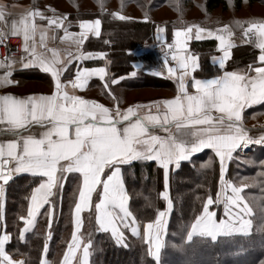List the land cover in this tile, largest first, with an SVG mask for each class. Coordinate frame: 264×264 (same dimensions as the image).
Here are the masks:
<instances>
[{
	"label": "snow or ice",
	"instance_id": "1",
	"mask_svg": "<svg viewBox=\"0 0 264 264\" xmlns=\"http://www.w3.org/2000/svg\"><path fill=\"white\" fill-rule=\"evenodd\" d=\"M100 7L104 10L103 0ZM48 8L51 15L32 7L16 16L6 14L5 6L0 4V45L6 48V54L0 58V85L18 83L10 79L17 64L22 68L39 67L52 81L48 94H0V132L13 137L0 141V221L4 220L9 181L21 173L39 177V183L25 197L26 212L17 217L22 224L19 239L26 241V233L34 230L44 210L47 231L39 264H49L46 253L57 209L54 201L62 193L68 175L78 174L70 213L72 231L59 264H90L94 242L90 234L85 239L81 231L82 213L86 211L90 219L94 214L97 232L108 233L117 245L124 247H128L125 233L130 232L142 240L148 255L159 264L167 214L173 207L168 192L170 166L179 167L194 153L211 149L220 161V187L215 197L209 193L202 200L201 210L186 226L185 240L191 242L200 237L217 241L221 236L250 235L254 210L243 195L249 184L246 179L239 184L226 179L225 162L238 149L253 143L264 145V131L255 137L250 135L242 115L246 108L264 102V18L235 20L217 28L181 22V26L173 28L171 42L164 35L166 28L157 25L155 35L162 45V62L152 72L172 79L175 95L121 108L120 98L111 86L125 77L109 78L106 65L89 68L78 63L73 78L62 79L73 61L105 57L104 52L83 50L90 34L100 36L101 20H79L80 31L72 32L68 14ZM122 8L123 4L112 15L121 20L131 19L122 14ZM143 19L149 20L147 13ZM235 28L241 29V42L253 44L259 54L244 68L226 70L235 46ZM61 31L63 35H58ZM11 37L21 40L18 59L7 47ZM206 38L217 42L216 51L220 54L210 57L216 73L197 77V70L203 71L200 54L190 49L189 42ZM57 39L67 47H50L49 42ZM128 51L130 54L131 50ZM93 77L103 82L111 106L76 94ZM34 128L39 131L34 132ZM133 161H155L163 170L164 190L159 196L167 202V208L157 210L155 219L143 224L142 233L130 209V195L122 173L123 166ZM210 163L211 158L202 167ZM259 165L264 169V160ZM257 176L261 180L253 178L254 183L264 182V170ZM220 204L224 214L218 218L212 206ZM258 208L264 218V202ZM0 227L4 228L0 231V264H28L26 258L14 259L6 251L11 233L6 231V224Z\"/></svg>",
	"mask_w": 264,
	"mask_h": 264
},
{
	"label": "trees",
	"instance_id": "2",
	"mask_svg": "<svg viewBox=\"0 0 264 264\" xmlns=\"http://www.w3.org/2000/svg\"><path fill=\"white\" fill-rule=\"evenodd\" d=\"M5 1L29 4L38 8L51 5L74 18L98 17L101 20V34L98 37H89L83 49H94L106 54L105 57L109 60L107 68L111 73L110 78L126 75L132 70L131 61L136 58L131 52L129 54L128 50L132 51L142 42H153L155 25L150 20L120 21L110 15L111 11L119 9L118 6H113L116 0H103L104 10L100 7V0ZM244 1L251 6L256 3L264 6V0H233L231 4L233 10H239ZM123 2L128 6L133 5L139 13L144 14H148L157 5L171 7V13L162 16L160 14L158 17L166 21L168 32L172 25H180L181 22L199 21L208 24L206 20L212 19L214 22L209 25L221 23L219 19L229 8L227 0H123ZM235 30L240 29L235 28ZM214 45V40L191 42V49L200 54V64L203 68V71L195 75L202 76L216 72V69L211 68L208 63ZM254 53L255 51L252 50L241 57L252 56ZM139 58L143 62V72L159 68L162 62L156 50L143 53ZM90 63L86 62V65ZM226 66L227 69L232 70L233 62H228ZM143 72H139L132 83L127 82L122 86L129 91L146 89L162 91L164 94L175 93L176 87L172 80ZM70 75L69 72L64 74L65 77ZM96 83L98 82H91L90 87L93 88ZM119 87L120 85L112 88V91L120 98L121 104L128 93L126 94L125 89ZM100 92L99 97L111 99L103 88ZM91 97L97 98L93 93ZM246 113L247 116L253 114L250 120L254 119L252 121L257 122L259 117L264 115V103L249 109ZM247 116L245 114L244 119ZM210 158V165L202 167ZM261 160H264V146H256L253 151L246 154L235 152L233 158L227 160L226 179L237 184L246 179L249 184V187L244 189L243 195L254 210V215L251 217L253 227L250 235L221 236L217 241L200 237H194L191 242L185 240L186 226L201 210L202 200L209 193L215 197L219 188L220 167L216 156L209 150H202L194 153L188 160L181 161L179 167L170 170L168 192L173 200V207L167 214L166 232L163 237L165 243L161 249L159 264H262L264 262V218L261 217L258 208V204L264 202V182H253V178L257 181L261 180L257 176L258 172L264 170L259 165ZM253 161L255 163H252ZM122 173L130 195V209L139 223L144 224L148 220H154L157 210L167 208V202L159 196L164 190L163 170L155 161H133L131 165L123 166ZM77 177L78 174L68 175L62 193H58L54 201L57 209L46 253V258L51 264H59L66 248V241L70 239L72 231L70 213ZM39 179L32 175L21 174L15 176L6 185L3 225L6 224V231L11 233L6 251L13 257L26 258L28 264H39L45 243L47 217L42 210L34 230L26 233V241L19 239V228L22 224L18 222L17 217L26 212L25 197L29 195L31 188L39 183ZM82 216L84 223L81 231L85 239L90 234L94 242V250L89 257L90 264H124L128 260L132 264H157L155 258L148 255L147 246L140 238L126 231L128 247L117 245L108 233L95 230L94 214L91 215V219L87 211L82 213Z\"/></svg>",
	"mask_w": 264,
	"mask_h": 264
},
{
	"label": "crops",
	"instance_id": "3",
	"mask_svg": "<svg viewBox=\"0 0 264 264\" xmlns=\"http://www.w3.org/2000/svg\"><path fill=\"white\" fill-rule=\"evenodd\" d=\"M227 2H228V5H229V8L223 14V17H221V19H219L220 21H222L221 23L214 24V25H209V24H211V22H214V20H212V19L211 20L210 19L206 20V22L208 24L201 23L199 21H188L187 23H196L197 22L198 24H200L203 27L217 28V27H220L223 23H230L231 24V22H233L235 20H247V19L254 18V17L255 18H264V6H262V5H259V4L256 3V4L251 6V5L247 4V2L244 1L242 3V5H241V8L239 10H235L234 11L232 6H231V4H233V0H227ZM0 4H3L5 6L4 10H5L6 14L12 13V14H15L16 16H18L23 11L32 8V6H30L29 4H22V3H16V2L7 3L5 0H0ZM36 8H38V7H36ZM39 9L41 11H44L46 15H51L52 14L47 6L45 8H39ZM52 9H54V8H52ZM152 9L155 10V13H159V14H161V12L159 11L160 9H161V11L167 9V11H168L167 14L171 13V11H172L171 7L165 6V5H162V6L161 5H157V6H154ZM115 11H117V10H113L110 13V15L114 19L120 20V21H126V20H121V19L113 16L112 13L115 12ZM56 13L64 14V12H60L58 10H56ZM152 13L153 12H151V10H150L147 15L149 16V20L155 25V30H154V35H153V42H151V43L142 42L139 45H137L131 51V53L133 54V57L136 58L135 60L131 61L132 70L128 74L123 75V77H125V78L123 80H120L117 85L111 86V88H115L116 86L120 85L119 88L120 89H125L124 92L126 94L131 92V90L129 91L128 88H124L122 86V84H126L127 82L132 83V80H134L135 78L138 77L140 69L143 68V62H142V60L139 57L143 53L156 50L155 49V45L160 44L156 40V35H155L156 34V26L157 25L164 26L166 28V32H165L164 35H165L167 40H171V41H172V30H173V28L181 26V24L180 25H176V26L172 25L170 32H168L166 21H163V20L159 19L158 17H156V15L154 13L153 14ZM122 14L125 15V16H128V17H131V19H127V20L146 22L143 19L145 14L144 13H139L138 10H136V9H135L134 14H128V13H125V12H122ZM67 18H68L69 21L72 22L71 23V27H70L69 30L72 31V32H77L78 33L80 31L79 20H82V18L81 19L80 18H74V16H69V15H68ZM97 18L98 17L83 18V20H93V19H97ZM235 31L236 30L234 29V32ZM58 35H63V32L62 31L59 32ZM89 37H97V36H94V35L90 34ZM240 37L241 36H238L237 32H235V46L231 49L232 55H231L230 60L228 61V62H231V61L233 62V69H235V68H244L246 65L252 63L255 60V58L258 56V54H259V50L254 45H251L249 43L241 42ZM203 40H214V42H215L213 52L211 53V55L208 58V63L210 64L211 68H215V67H213V65L211 63L210 57L212 55H219L220 54L218 51H216L217 42L215 41L214 38H206V39H203ZM193 41H197V40L193 39V40H191L189 42L190 49H191L190 44ZM200 41H202V40H200ZM11 44L12 45H17L18 44V40L17 39H11ZM49 46L50 47L51 46H55V47H58V48H61V49L67 47V45H65L64 43L60 42L58 39L55 42H51L50 41L49 42ZM83 50L84 51H88V52H94V53L101 52V51H96L94 49H88V50L83 49ZM252 50L255 51V53L252 56L241 57V56L245 55L246 53L247 54L250 53ZM157 52H159V51H157ZM193 52H195V51H193ZM159 57L161 58L160 53H159ZM18 58L19 57H17V59ZM101 61H102V63H101ZM199 61H200V56H199ZM86 62H91V63H90V65H86ZM228 62L226 63V65L228 64ZM78 63H79L80 66L89 67V68L105 66V65L107 67V65L109 64V60L106 57H104V58H94V59L84 60V61H81V62L73 61L72 65L69 66V70L67 71V72L71 73V75L68 76V77L63 76L62 79H64V80L72 79L73 76H74L75 69H76V66H77ZM134 65H135V67H134ZM226 70H231V69H227V66H226ZM2 71L3 70L0 69V74H2ZM199 71L200 70H197V72L195 74H197V73L199 74ZM132 72H135L136 75L135 76H131L130 74ZM146 72H149L150 75L152 74V75H154L156 77H160V78H163V79L168 78L167 75H165V76H157V75H155L152 72V69L147 70ZM215 73H209L207 75H202V76H197L196 75V76L197 77H204V76H209V75H212V74H215ZM108 75H109V78H110L111 73L109 71H108ZM114 78H116V77H114ZM10 79L13 80V81H17L18 83L10 84V85H7V86L0 85V94L10 93V94H13V95H16V96H26V95H29V94H32V93L48 94V93H50L52 91V81H51L50 75L45 73V72H43L39 67L22 68L19 64H17L14 67V69L12 70V75H11ZM168 79H170V78H168ZM170 80H172V79H170ZM93 81H97L98 83H96V85L93 88H91L90 84ZM173 84L176 87V84H175L174 81H173ZM101 86L103 88V82L98 77H93L89 81L88 86L85 89H82V90L81 89H77L76 90V94L84 96L85 98H88V99H95V100L99 101L100 103L105 104L106 106H111L112 105L111 99L108 100L106 98L98 96V94L101 93L100 91H102ZM68 90L72 91L70 86H69ZM104 90L107 92L106 89H104ZM134 90H140V89H133L132 91H134ZM92 93L95 94L97 98L91 97ZM174 95H175V93L174 94H161L160 97H155V98L147 99V100H136V101H134L132 103H129V104L128 103L127 104L124 103V101L126 100V97H125L123 99L122 103L120 104V107L121 108H126L130 104L146 103L148 101L155 100V99L170 98V97H172ZM262 103H264V102H261L259 104L252 105V106L246 108L244 110L243 114H242L243 115V124H244L245 128H247L249 130V134L254 136V137L256 135H258L260 131H264V115H261L259 117L258 121L256 122V121H252L254 119L250 120L251 118H253V114H251V115L248 114V116H247L246 112L249 109H251V108H253L255 106H258V105H260ZM245 114L247 116L246 119H244L245 118ZM33 131L37 132V131H39V129H35L34 128ZM159 134H163V133L160 132ZM11 138H13L11 133H2V132H0V141L6 140V139H11ZM256 146L263 147L264 145H259V144L253 143L251 145H248L247 147H243L241 149H238L236 151V153L246 154L249 151L250 152L253 151ZM203 150H209L210 152H212L215 155V153L211 149H203ZM216 158H217V160L219 162V167H220L219 158L218 157H216ZM226 163H227V161L225 162V164ZM174 168H175L174 165L170 166V170L174 169ZM21 174H27V173H21ZM21 174H18V175H21ZM18 175H15V176H18ZM219 176H220V173H219ZM219 187H220V184H219ZM0 225H3V221H0ZM140 225H141V233H142L143 224L140 223ZM3 230H4V228L0 227V231H3ZM13 258L17 259V260L22 259L21 257H13ZM49 264H51L50 261H49Z\"/></svg>",
	"mask_w": 264,
	"mask_h": 264
},
{
	"label": "rangeland",
	"instance_id": "4",
	"mask_svg": "<svg viewBox=\"0 0 264 264\" xmlns=\"http://www.w3.org/2000/svg\"><path fill=\"white\" fill-rule=\"evenodd\" d=\"M154 2H158V1H154ZM122 4H123V8H122L123 11H125L128 14H134L135 7H133V5L132 6H128L126 3L123 2V0L122 1L116 0V2L113 4V6H118V8H119L118 10H120ZM48 6H51V5H48ZM51 7L54 8L53 6H51ZM54 9H56V8H54ZM159 11L161 12V16L168 13L167 9H165L163 11H161V9H160ZM151 12H153L156 15V17H159V15H160L159 13H155V10H153V9H151ZM140 72H143V68L140 69ZM144 72H145V74H150L149 72H146V71H144ZM161 94H164V92H162V91H156V90L155 91H153V90H146V89L145 90H142V89H140V90H134V91H131V92L128 93V95H127L126 100L124 101V103L125 104H127V103L129 104V103H132V102H134L136 100L152 99V98H155V97H160ZM212 207L216 211L218 218L220 216H223L224 212H223V205L222 204H220V205H214ZM119 264H122V263H119ZM124 264H132V262H130L128 260Z\"/></svg>",
	"mask_w": 264,
	"mask_h": 264
},
{
	"label": "built area",
	"instance_id": "5",
	"mask_svg": "<svg viewBox=\"0 0 264 264\" xmlns=\"http://www.w3.org/2000/svg\"><path fill=\"white\" fill-rule=\"evenodd\" d=\"M238 36H241V31H239L237 33ZM11 39H17L18 40V44L15 46L16 50L15 51H11L16 57H19L21 55V40L19 38L16 37H11L8 40V48L11 47ZM168 41V40H167ZM170 42V41H168ZM251 44V43H249ZM253 45V44H251ZM161 49H162V45H161ZM6 54V48L4 45H0V58H2L4 55Z\"/></svg>",
	"mask_w": 264,
	"mask_h": 264
},
{
	"label": "bare ground",
	"instance_id": "6",
	"mask_svg": "<svg viewBox=\"0 0 264 264\" xmlns=\"http://www.w3.org/2000/svg\"><path fill=\"white\" fill-rule=\"evenodd\" d=\"M16 45H12L11 44V47H9L8 49H10L11 51H15L16 50V47H15Z\"/></svg>",
	"mask_w": 264,
	"mask_h": 264
},
{
	"label": "water",
	"instance_id": "7",
	"mask_svg": "<svg viewBox=\"0 0 264 264\" xmlns=\"http://www.w3.org/2000/svg\"><path fill=\"white\" fill-rule=\"evenodd\" d=\"M10 181H11V180H10ZM10 181H9V182H10Z\"/></svg>",
	"mask_w": 264,
	"mask_h": 264
}]
</instances>
